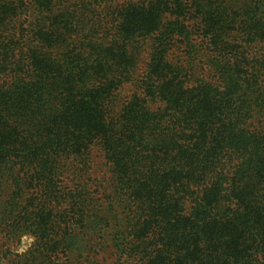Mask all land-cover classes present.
Wrapping results in <instances>:
<instances>
[{
  "label": "trees",
  "instance_id": "trees-1",
  "mask_svg": "<svg viewBox=\"0 0 264 264\" xmlns=\"http://www.w3.org/2000/svg\"><path fill=\"white\" fill-rule=\"evenodd\" d=\"M94 148L134 264H264V0H0V227L87 217Z\"/></svg>",
  "mask_w": 264,
  "mask_h": 264
},
{
  "label": "rangeland",
  "instance_id": "rangeland-1",
  "mask_svg": "<svg viewBox=\"0 0 264 264\" xmlns=\"http://www.w3.org/2000/svg\"><path fill=\"white\" fill-rule=\"evenodd\" d=\"M86 163L88 170L84 178L90 179L87 193L90 207L86 211L87 217L81 218L79 213L77 214L79 210L71 204L55 208V213L48 223L53 241L50 247L44 248L31 231L34 228L32 220L22 215L18 218L15 217L16 214L11 213V228L6 225L10 222L9 219L0 227V264H42L44 260H51L54 253L55 264H134L129 252L128 255L124 253L129 248L125 247L124 242L130 240L126 229L128 223L125 217L121 220L124 208L119 209L115 199L109 201L106 198H116L111 169L96 148L91 151ZM58 191L62 193L66 192V189L63 186L58 188ZM21 192L15 185H11V197L13 194L20 196ZM34 192H37V189L25 191L24 199L31 196L37 198ZM15 198L17 207L20 197ZM5 200L7 199L4 195H1L0 201ZM19 209L20 206L17 207V210ZM64 222L69 225L66 229ZM81 226L89 231L80 233ZM75 234H78V237H74ZM71 239H75L74 247L68 246ZM64 254L67 256H63ZM47 256H51V259L44 258Z\"/></svg>",
  "mask_w": 264,
  "mask_h": 264
}]
</instances>
